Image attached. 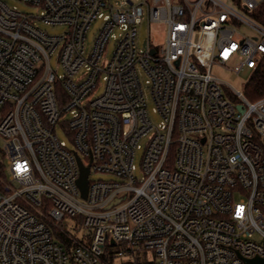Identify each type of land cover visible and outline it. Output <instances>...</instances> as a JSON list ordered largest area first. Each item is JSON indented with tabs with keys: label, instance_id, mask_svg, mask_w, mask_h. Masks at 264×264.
Instances as JSON below:
<instances>
[{
	"label": "built area",
	"instance_id": "1",
	"mask_svg": "<svg viewBox=\"0 0 264 264\" xmlns=\"http://www.w3.org/2000/svg\"><path fill=\"white\" fill-rule=\"evenodd\" d=\"M20 1L41 12L0 0V264L264 258V97L212 72L262 62L264 0ZM145 20L161 41L139 42Z\"/></svg>",
	"mask_w": 264,
	"mask_h": 264
},
{
	"label": "rangeland",
	"instance_id": "2",
	"mask_svg": "<svg viewBox=\"0 0 264 264\" xmlns=\"http://www.w3.org/2000/svg\"><path fill=\"white\" fill-rule=\"evenodd\" d=\"M8 3L11 6L17 7L21 11L33 13V14H39L41 11L34 5L27 4L25 2H22L20 0H7ZM127 1L128 3H139L143 0H111V2L114 4V6H119L122 2ZM102 19H98L93 22L90 30L87 33V47L88 49L91 48L95 36L99 30V28L102 26ZM41 26L48 29V31L52 34H58L62 33L66 27L65 25H47L44 23L40 24ZM164 31V26L157 25L155 23H148L147 20H145L141 25H139V42L142 44V42L150 37L153 41H161L162 39V32ZM249 29H242L241 33H249ZM115 35L118 37L121 33V29L115 30ZM115 38L111 40V43L109 45V52H111L114 48ZM53 66L56 67L55 58L52 59ZM59 72L62 73V70L59 69ZM212 72L217 75L221 81L225 84V87L232 86L234 89L239 91L245 90V84L249 80L251 76V70L244 69L240 73H236L235 71L231 70L230 68H226L224 66L220 65H213ZM143 81H145L146 76L142 77ZM226 89V88H225ZM99 90H102V87L99 88ZM154 108V102L149 99V111L151 113V118L154 122V124L158 125L161 122V116L158 113H155L153 111ZM58 135L59 137L64 140L69 147H72L73 144L71 142V139L69 135L64 132V130L59 126L58 127ZM145 143L146 139H142L140 141V147L136 149L135 152V158H134V164H135V174L139 179H142L143 177V171L141 168L143 155H144V149H145ZM8 172V171H7ZM9 174V173H7ZM111 179L113 178L109 174L99 173V172H93L90 175V179Z\"/></svg>",
	"mask_w": 264,
	"mask_h": 264
},
{
	"label": "trees",
	"instance_id": "3",
	"mask_svg": "<svg viewBox=\"0 0 264 264\" xmlns=\"http://www.w3.org/2000/svg\"><path fill=\"white\" fill-rule=\"evenodd\" d=\"M244 93L252 101L264 97V59L251 73L249 80L245 84Z\"/></svg>",
	"mask_w": 264,
	"mask_h": 264
},
{
	"label": "water",
	"instance_id": "4",
	"mask_svg": "<svg viewBox=\"0 0 264 264\" xmlns=\"http://www.w3.org/2000/svg\"><path fill=\"white\" fill-rule=\"evenodd\" d=\"M154 51V50H152ZM238 108L243 110L242 105H238ZM80 169H81V175L78 179V184L81 188L83 196H87L88 191V175H89V166H84L81 160L78 158ZM246 264H264V258L255 257L252 259H246Z\"/></svg>",
	"mask_w": 264,
	"mask_h": 264
}]
</instances>
